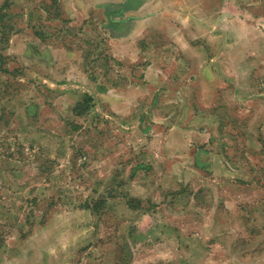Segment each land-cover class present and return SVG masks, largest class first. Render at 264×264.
I'll list each match as a JSON object with an SVG mask.
<instances>
[{"label":"rangeland","instance_id":"obj_1","mask_svg":"<svg viewBox=\"0 0 264 264\" xmlns=\"http://www.w3.org/2000/svg\"><path fill=\"white\" fill-rule=\"evenodd\" d=\"M120 1L0 0V264H264V139L250 103L235 105L230 61L214 60L231 52L249 1L147 0L169 17L133 20L148 16L161 33L141 24L122 48L104 29V6ZM184 21L189 50L168 46L166 27ZM244 27L238 41L253 30ZM58 40L73 51L63 71ZM156 49L189 59L171 68L191 85L180 103L190 125L173 122L180 107L151 104L155 88H134ZM125 91L147 97L142 127L134 106L112 111ZM166 112L172 125L160 127ZM162 136L171 156H154Z\"/></svg>","mask_w":264,"mask_h":264},{"label":"crops","instance_id":"obj_2","mask_svg":"<svg viewBox=\"0 0 264 264\" xmlns=\"http://www.w3.org/2000/svg\"><path fill=\"white\" fill-rule=\"evenodd\" d=\"M248 1L249 3L246 4L247 8L246 7H245L246 9L244 8L245 14H241L242 17H240L239 14H236V19L233 18L234 22H232L233 23L232 27H230L231 36H229V38H231L232 41L231 43L229 41L225 43V46L229 45L231 52H229L228 55H225L224 52L221 51L220 55L216 56L214 60L215 62L218 61L226 62L227 60L230 61L229 62L230 68L232 69L231 71L233 72V76L231 77L232 79H235L233 81L234 86L231 87V90L233 92L232 97L234 98L235 103H237L235 105L236 107H238V104L241 103L243 104L245 102L247 104L250 103V107L254 109L252 123L258 125L257 128L258 136L256 138L258 141L261 142V135L264 139V68H260V65L264 66V0H248ZM185 4H186L185 1L182 2L183 9L185 8ZM64 8L66 9V7ZM104 9L107 16V22L104 26V29H107V33L109 36L108 39L114 41V43L115 42L119 43L120 48H122L123 46L125 47V42L129 40L128 38L130 36L134 35V32L138 30V27L141 24H145L150 28L156 29V32L158 34L161 33L158 28V22L150 21L149 19L150 17L148 16L144 20H135V19L133 20L132 17L133 14L135 16H138L139 13L142 14L145 11L150 10L148 14L150 13L152 15L155 10L154 13L157 14L159 12L161 14V17L163 16L166 19L169 17V9L162 10L161 8H155L154 6H151L150 3L147 2V0H123L119 2L118 6L114 5L111 7L110 5H108V6H104ZM238 11L239 9L237 8V12ZM244 11H241V13H244ZM244 20H246L247 22ZM183 23L184 25L182 24L181 27L179 26V24H176V26L173 27H168V26L166 27L167 28L166 38L170 40V43L168 41L167 45L173 46L174 44H176V42L179 41L178 43L183 45V49L186 48L187 50H189L191 40L189 39L190 40L189 42L186 41L188 39V37L187 38L185 37V33H184L186 28L185 26L186 22L184 21ZM246 24L252 25L253 28V30H249V28H247L250 32L248 31L249 33L248 34L246 33V36L249 39H247L246 41L245 40L238 41L237 38L240 35L239 33L240 29H245L246 27L244 26ZM161 28L163 29V27ZM181 30H183L184 32L182 31V33H180ZM65 33L66 32H64L66 38L68 34ZM186 35H190V32L187 31ZM156 38H152V41H158L160 44L163 43L164 39H161L160 37L159 39L156 40ZM240 42L242 44V47L240 46ZM64 44L65 42H60V40H58V68L62 69V71L64 66H67L74 59L72 49H69ZM169 49H167L166 51L159 50V52H156L157 51L156 49L153 50V52H151L150 55H147V57L144 58L145 60L144 64L147 66L146 70L143 72L144 82L141 83L140 81L139 83V81H135L134 79L133 85L134 88H146V89L155 88L154 91H152V98L150 99L151 104L153 105L156 102L157 104H159V106L157 107H160L162 109L164 108L169 109L168 111H170V109L172 108L180 107L178 108L179 109L178 115L176 117H173V122L177 119H180L183 124L187 123L190 125L191 123L190 120H186V121L184 120L185 111L183 110L186 109V104L181 106L180 103L184 102V98L186 101L188 100V96H187L188 92L185 90V88H190L191 85L186 83L184 77L179 76L177 74L172 75V71L174 69H177V71H179L178 68L182 69V66L184 65L185 61H189V59L185 56V54H180V53L176 54L173 53V51L169 52ZM199 55L200 54H198V57H200ZM172 62L176 63V68L174 69L171 68ZM141 78H143V75L138 76L137 79L141 80ZM239 82H245V85L240 84ZM99 88H106V87L100 86ZM113 88H124V86L118 85L117 87H113ZM176 88H181L182 90L177 92L179 94H177V96L174 99L172 100L164 99V96L162 95L164 92L166 93H169L170 91L174 92L176 91ZM122 94H123L122 95L123 100H121L119 105H117L118 106L117 108H119L118 110L115 109L114 105L110 104L112 111L113 112L117 111V114H119L118 111L134 106L133 107L135 110L134 117L137 118L136 120H138L139 126L142 127V124L144 122L142 111L144 108L147 107V102H146L147 97H142V92H141L140 94L138 93V95H134L135 96L133 97L134 100H131L132 96L128 95L126 91ZM234 94L237 95V97ZM139 97L142 98L139 99ZM79 104L80 102L78 103L76 102V104L72 107V113L77 117H82L89 111V106L87 105L85 111H83L82 114H79L76 112V110L80 112V109L78 108ZM175 104L178 106H175ZM150 109L152 110L151 107ZM166 113L169 114V116H167L166 118L159 117L157 120H154L157 124H159L160 127L163 126L167 128L172 125L173 114H170L169 112ZM180 113H181V117H180ZM120 116L122 115L119 114V117ZM199 117L193 116V118L195 119L194 123H197L196 121H198ZM234 124L238 125L236 122H234ZM181 126H182L180 132L181 134L180 133L179 134L182 135L183 142L186 141V147L190 149L192 137L189 133L187 134L185 133V126L183 125ZM174 128L176 127L175 126L172 127L171 130H174ZM249 135H250L249 137L250 140L254 139L253 135L252 136L251 134ZM204 138L205 141L209 142L210 135L209 136L207 135V138L206 137ZM155 139L158 150L157 149L154 150L155 151L154 156H162V153H164L163 157L166 154L171 156L170 154V149H172L171 141H169V143L165 145H162V142H164L163 140L167 141L165 137L162 136L161 138L157 137ZM182 150H183L182 154L184 155L185 144ZM175 156L180 157L181 155L177 153ZM261 157L263 156L261 155ZM261 159H262V164L260 167H264V157Z\"/></svg>","mask_w":264,"mask_h":264},{"label":"trees","instance_id":"obj_3","mask_svg":"<svg viewBox=\"0 0 264 264\" xmlns=\"http://www.w3.org/2000/svg\"><path fill=\"white\" fill-rule=\"evenodd\" d=\"M88 102H89V100H87ZM91 101V100H90ZM88 104H87V102H82V104H79L78 105V108L80 109V112L79 111H77L76 110V112L77 113H79V114H82L83 113V111H85V109H86V106H87ZM82 109V110H81ZM133 203V200H131L130 201V207H133V208H135V209H137L138 208V206L137 205H134V204H132ZM132 204V205H131Z\"/></svg>","mask_w":264,"mask_h":264}]
</instances>
